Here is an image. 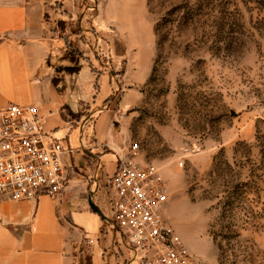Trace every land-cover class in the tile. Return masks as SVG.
<instances>
[{
    "label": "rangeland",
    "instance_id": "374dc122",
    "mask_svg": "<svg viewBox=\"0 0 264 264\" xmlns=\"http://www.w3.org/2000/svg\"><path fill=\"white\" fill-rule=\"evenodd\" d=\"M81 7L94 57L112 43L148 57L117 114L120 134L138 143L133 162L160 168L163 216L196 264H264V0Z\"/></svg>",
    "mask_w": 264,
    "mask_h": 264
},
{
    "label": "crops",
    "instance_id": "0c3cea01",
    "mask_svg": "<svg viewBox=\"0 0 264 264\" xmlns=\"http://www.w3.org/2000/svg\"><path fill=\"white\" fill-rule=\"evenodd\" d=\"M83 1L0 0V108L36 106L65 148L59 196L0 197V264H141L114 224L109 178L132 160L117 114L148 57L127 43L94 57Z\"/></svg>",
    "mask_w": 264,
    "mask_h": 264
},
{
    "label": "built area",
    "instance_id": "2783aa9c",
    "mask_svg": "<svg viewBox=\"0 0 264 264\" xmlns=\"http://www.w3.org/2000/svg\"><path fill=\"white\" fill-rule=\"evenodd\" d=\"M137 148L132 142L128 152L134 156ZM64 152L62 139L45 129L36 106L9 103L0 108V197L59 196L65 185ZM109 185L114 224L141 264H196L163 216L168 191L157 165L120 158Z\"/></svg>",
    "mask_w": 264,
    "mask_h": 264
}]
</instances>
